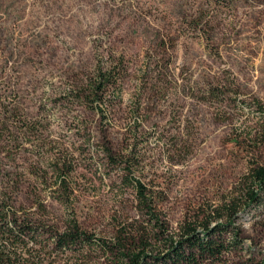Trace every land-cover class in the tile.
Listing matches in <instances>:
<instances>
[{
  "label": "rangeland",
  "instance_id": "1",
  "mask_svg": "<svg viewBox=\"0 0 264 264\" xmlns=\"http://www.w3.org/2000/svg\"><path fill=\"white\" fill-rule=\"evenodd\" d=\"M101 57L126 70L104 117L75 97ZM109 146L166 235L227 223L239 233L229 264L264 263V187L250 177L264 165V0H0V157L16 205L107 241L123 223L154 230Z\"/></svg>",
  "mask_w": 264,
  "mask_h": 264
},
{
  "label": "trees",
  "instance_id": "2",
  "mask_svg": "<svg viewBox=\"0 0 264 264\" xmlns=\"http://www.w3.org/2000/svg\"><path fill=\"white\" fill-rule=\"evenodd\" d=\"M125 72L121 61L101 57L92 76L75 97L104 117L120 99ZM104 152L109 162L127 164L122 167L121 181L137 194L139 207L147 214L145 221L154 230L142 226L130 228L123 223L107 241L83 230L74 216L68 217L63 230L35 219L34 212L16 205L19 183L16 176L14 178L13 173L1 165L2 158L8 157V153H4L0 157V264L51 263L54 260L50 257L55 252L85 255L97 252L106 257L104 264H229L227 256L239 244L238 232L228 236L227 223L210 225L206 220L197 225L187 224L177 237L166 235L164 222L154 215L152 201L145 195L143 184L131 177L129 161L121 160L110 146ZM250 175L252 183L264 187V165L255 163ZM248 195L253 203L261 200L253 190H249ZM59 202L65 204L62 200ZM38 206L44 210L41 203ZM152 237L161 240V247L151 248Z\"/></svg>",
  "mask_w": 264,
  "mask_h": 264
}]
</instances>
